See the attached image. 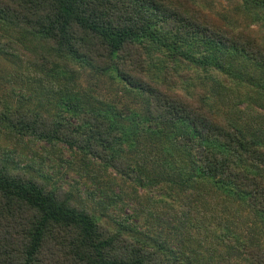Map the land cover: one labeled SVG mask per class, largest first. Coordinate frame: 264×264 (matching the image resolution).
Wrapping results in <instances>:
<instances>
[{
	"label": "trees",
	"instance_id": "obj_1",
	"mask_svg": "<svg viewBox=\"0 0 264 264\" xmlns=\"http://www.w3.org/2000/svg\"><path fill=\"white\" fill-rule=\"evenodd\" d=\"M243 6L264 11V0H243ZM0 30L13 36L10 41L0 33V49L9 45L10 54L45 76L72 61L113 71L145 103L147 125L137 123L135 130H168L175 158L185 154L200 178L248 194L250 207L264 214V143L255 130L242 132L232 117L207 105L197 89L198 74L205 86L210 78L223 91L229 83L244 86L231 58L264 75V36L253 28L185 0H0ZM30 42H36L33 49ZM162 56L193 64V88L185 85L186 71L172 84L156 76ZM66 68L63 77L72 79ZM77 99L65 100L56 113L0 101V130L51 148L66 145L82 160L132 178L138 161L126 150L136 144L133 127L123 123L116 106L89 107ZM131 227L121 219L111 225L69 190L0 155V264H195L134 235ZM244 246L248 264H264V244Z\"/></svg>",
	"mask_w": 264,
	"mask_h": 264
},
{
	"label": "rangeland",
	"instance_id": "obj_2",
	"mask_svg": "<svg viewBox=\"0 0 264 264\" xmlns=\"http://www.w3.org/2000/svg\"><path fill=\"white\" fill-rule=\"evenodd\" d=\"M185 1L199 4L230 24L253 28L264 36V11L253 6L245 9L243 0ZM0 33L5 39L13 40L7 31L0 30ZM35 44L27 45L33 49ZM1 46H5V51L0 49L2 103L56 113L64 110L65 100L72 101L76 97L78 101L77 96H81L89 107L116 106L117 112H122L124 124L131 127L146 124L145 103L140 93L127 86L113 71L98 72L72 61L58 63L55 71L59 73L45 76L42 69L10 54L9 45ZM163 58L156 61L159 70L156 76L172 84L173 77H182V72L186 71L189 77L185 85L193 88L190 78L194 73L193 64L179 58ZM230 61L238 67L244 86L229 83L231 89L223 91V86L216 85L210 78L205 86L199 79L202 74H198L197 89L208 100L207 105L232 117L242 132L255 130L264 143V75L243 61L232 58ZM66 67L74 74L72 79L63 77L68 70ZM132 130L136 144L126 150L133 162L138 161L132 178L111 166L104 168L98 162L82 160L80 153L70 151L66 145L51 148L46 142L19 137L4 128L0 130V155H8L27 172L49 184L69 190L111 225L115 226L119 219L129 227L134 225L135 230L131 227L134 235L161 244L169 253L188 262L248 264L242 254L244 243L264 244V214L250 207L249 195L226 183L200 178L197 166L195 168L185 154L175 158L168 130L152 126ZM129 146L124 143L125 149Z\"/></svg>",
	"mask_w": 264,
	"mask_h": 264
}]
</instances>
